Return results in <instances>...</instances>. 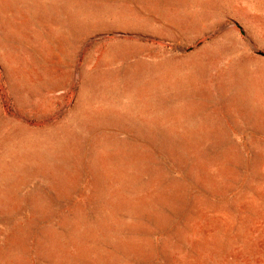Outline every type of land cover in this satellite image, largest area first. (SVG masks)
I'll return each instance as SVG.
<instances>
[{"label":"rangeland","instance_id":"obj_1","mask_svg":"<svg viewBox=\"0 0 264 264\" xmlns=\"http://www.w3.org/2000/svg\"><path fill=\"white\" fill-rule=\"evenodd\" d=\"M0 264H264V0H0Z\"/></svg>","mask_w":264,"mask_h":264}]
</instances>
